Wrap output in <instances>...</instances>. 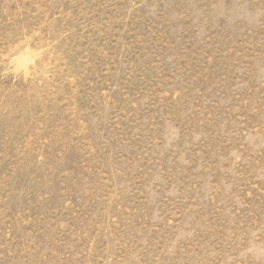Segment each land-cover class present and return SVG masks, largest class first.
I'll return each instance as SVG.
<instances>
[{
    "label": "rangeland",
    "instance_id": "374dc122",
    "mask_svg": "<svg viewBox=\"0 0 264 264\" xmlns=\"http://www.w3.org/2000/svg\"><path fill=\"white\" fill-rule=\"evenodd\" d=\"M0 264H264V0H0Z\"/></svg>",
    "mask_w": 264,
    "mask_h": 264
}]
</instances>
